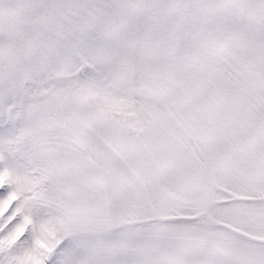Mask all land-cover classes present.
Returning <instances> with one entry per match:
<instances>
[{
    "label": "snow or ice",
    "instance_id": "1",
    "mask_svg": "<svg viewBox=\"0 0 264 264\" xmlns=\"http://www.w3.org/2000/svg\"><path fill=\"white\" fill-rule=\"evenodd\" d=\"M0 264H264V0H0Z\"/></svg>",
    "mask_w": 264,
    "mask_h": 264
}]
</instances>
